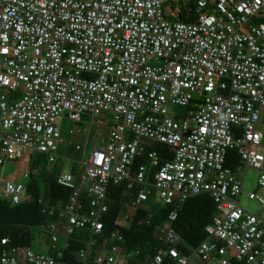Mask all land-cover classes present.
<instances>
[{"label":"built area","instance_id":"built-area-1","mask_svg":"<svg viewBox=\"0 0 264 264\" xmlns=\"http://www.w3.org/2000/svg\"><path fill=\"white\" fill-rule=\"evenodd\" d=\"M169 2L193 4L197 19L169 20ZM263 110L264 0H0V163L34 151L55 163L71 144L63 122H90L73 132L84 136L81 159L57 178L73 192L50 223L53 254L3 238L0 264H56L76 229L100 235L110 184L133 196L119 224L151 197L169 209L157 235L164 248L145 264H264V220L239 203L242 169L258 170L264 189ZM94 123L106 136L90 138ZM148 142L169 146L172 158L161 163ZM230 149L240 156L236 171L226 166ZM141 157L146 163H136ZM20 185L0 178L14 204ZM201 193L216 213L207 238L190 248L173 225ZM93 245L79 251V264H89ZM128 258L113 246L93 261Z\"/></svg>","mask_w":264,"mask_h":264},{"label":"trees","instance_id":"trees-1","mask_svg":"<svg viewBox=\"0 0 264 264\" xmlns=\"http://www.w3.org/2000/svg\"><path fill=\"white\" fill-rule=\"evenodd\" d=\"M166 6L171 8L168 14L171 21L192 22L197 19L193 4L181 3L179 7L169 2ZM7 93L13 98L17 97L18 91ZM189 108H192V105ZM77 124L83 126L82 123ZM99 131L101 136H106L105 126L100 127ZM94 134L90 128L91 139L94 138ZM100 134L97 133L96 137ZM83 140L84 136H81L76 142L64 146L55 163H49L46 155L39 152L34 157L32 152L27 169L28 176L22 179L20 185V203L14 204L4 195L2 188L0 189V255L3 238H9V247L53 254L50 223L58 221L57 212L68 202L73 192L72 189L58 184L57 178L65 169L67 158L77 160L82 155V152L76 149V145L82 144ZM0 147L3 148V143H0ZM146 151L158 152L162 156L161 163L172 158V149L160 142H148ZM7 160L9 159L1 160L0 178ZM146 161L145 157H141L136 163H146ZM239 164L240 156L237 150L230 149L226 157V166L236 171ZM76 171L77 169L74 173ZM107 196L108 211L102 216L104 228L101 234H93L89 227L76 229L68 238V245L64 247L62 245V253L56 257V264H79L77 255L87 247L90 240L94 241V245L90 250L89 264H95L94 257L106 255L113 246H117L121 254L131 255V259L128 258L126 264H145L149 256L163 250L164 247L158 242L157 235L169 209L162 207L151 197L134 211L127 223L122 225L118 223V218L122 213H126L133 196L125 184H110ZM215 213L216 203L209 193L191 196L179 207L178 219L173 226L183 238L185 245L193 248L207 238L205 228L211 223ZM113 234L122 240L113 238ZM233 263L240 264L237 261Z\"/></svg>","mask_w":264,"mask_h":264},{"label":"rangeland","instance_id":"rangeland-1","mask_svg":"<svg viewBox=\"0 0 264 264\" xmlns=\"http://www.w3.org/2000/svg\"><path fill=\"white\" fill-rule=\"evenodd\" d=\"M183 112L187 109L182 108ZM172 111H174V108H171ZM264 110L262 111L261 115V121L259 124L260 130L264 133ZM90 122L86 121V125L82 123V127L88 129V125ZM85 125V126H84ZM78 128H81L80 125L70 122V121H64L62 125V134L63 138L67 142H76L78 138L81 136H77V133H73L74 131L76 132ZM91 130L95 133L94 134V139H96V134H100V126L94 123L91 126ZM72 131V133H71ZM99 131V132H98ZM97 132V133H96ZM85 133V132H84ZM101 135V134H100ZM99 144H95L94 146H90L88 148V153H90L94 148H98ZM64 147H62V150ZM38 152L34 151V157L37 155ZM77 159H81V156ZM30 160V155L29 153L24 152L21 157H18L16 159H9L5 162L4 164V169L2 171V176L4 179H11L15 183H21L22 182V175L24 171L28 169L29 161ZM73 160H70L67 162L65 166V172H70L71 166H72ZM260 177V172L254 168H247L245 171L242 169L239 173V178H243V192L241 196L239 197V203L240 205L247 211L255 215H261V218L264 220V204H261L260 201L257 199H253L250 197L251 193H256L264 199V189L260 188L258 186V180Z\"/></svg>","mask_w":264,"mask_h":264},{"label":"crops","instance_id":"crops-1","mask_svg":"<svg viewBox=\"0 0 264 264\" xmlns=\"http://www.w3.org/2000/svg\"><path fill=\"white\" fill-rule=\"evenodd\" d=\"M169 8H170V7H169ZM170 12H171V8H170ZM263 122H264V118H263ZM1 177H2V179H4L3 176H1ZM4 180H5V179H4Z\"/></svg>","mask_w":264,"mask_h":264}]
</instances>
